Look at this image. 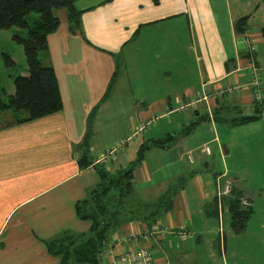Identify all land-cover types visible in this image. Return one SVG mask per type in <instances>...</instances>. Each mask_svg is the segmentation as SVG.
Returning <instances> with one entry per match:
<instances>
[{"label": "crops", "instance_id": "crops-1", "mask_svg": "<svg viewBox=\"0 0 264 264\" xmlns=\"http://www.w3.org/2000/svg\"><path fill=\"white\" fill-rule=\"evenodd\" d=\"M74 5L82 11V27L72 32L65 22L47 35L62 109L21 123L11 122L24 116L0 110V115L12 116L10 122L0 123V264H58L59 258L50 255L43 242L64 231L84 232L90 227V221L77 218L75 203L98 183L95 167L106 163H99L100 156L119 147L120 158L131 163L145 140L168 135L176 138L165 147L150 148L134 168L133 197L153 201L171 188V210L151 227L130 221L115 230L100 264L103 257L108 260L138 246L152 252L155 264H203L196 243L207 220L219 226L227 208L221 203L217 217L205 212L216 194L220 170L213 162L231 160L237 150L221 138L227 129L247 127L248 123H232L255 114L259 102L264 103V82L257 99L249 69L251 61L257 69L259 65L256 53L261 46L255 45L264 41V1L76 0ZM243 17L240 33L236 23ZM248 40L255 46L252 56L247 53ZM26 73L27 69L20 74ZM11 80L6 94L13 92ZM204 93L207 100L178 109L181 102ZM263 117L262 112L255 126L259 121L263 125ZM161 119H166V126L141 129L140 125ZM192 122L196 124L191 132L182 135ZM206 129L212 134L206 133L202 142L215 144L214 151L206 155L199 150L190 163L186 154L198 148L192 149L191 136ZM260 139L264 152V134ZM152 152L158 162L151 170ZM202 166L211 168L214 176L211 195L205 190ZM228 166L231 186H241L242 179L236 180L240 168L230 163L227 170ZM242 198L251 202L244 190ZM182 233L188 236L183 238ZM120 237L127 240L112 243ZM223 245L225 250V240Z\"/></svg>", "mask_w": 264, "mask_h": 264}, {"label": "trees", "instance_id": "trees-1", "mask_svg": "<svg viewBox=\"0 0 264 264\" xmlns=\"http://www.w3.org/2000/svg\"><path fill=\"white\" fill-rule=\"evenodd\" d=\"M76 0H0V30L19 28L27 30V37L13 35L23 50L26 62V74L13 76V92L6 94L0 87V110L11 109L24 117L17 116L11 123H21L53 114L62 109L63 103L59 91L57 77L47 53V35L57 29L59 20L53 10L63 7L68 18V27L72 32L81 28V13L74 3ZM111 0H103L104 3ZM264 1V0H263ZM157 4L159 0H152ZM39 17L28 22L30 12ZM246 17L237 21V32H244ZM43 54L48 62L40 60ZM6 63L14 65L10 56L6 55ZM261 116L259 106L255 114L237 117L232 125L248 123ZM9 123V124H11ZM196 122L183 128L180 132L187 135ZM85 136V144L86 138ZM176 136L145 140L138 148L135 159L129 167L108 171L97 165L95 171L98 183L91 188L83 199L75 203V214L81 220L90 221V227L84 232L64 231L59 236L44 240L47 252L58 257V264H100L101 254L109 236L130 221H141L148 227L153 226L173 206V192L169 188L153 201L136 200L133 197V171L142 162L145 153L152 147H165ZM80 158L79 162L83 158ZM132 196V197H130ZM243 191L231 187L229 195L221 198L230 214V227L234 233H241L253 213L250 200L243 202ZM130 198L132 200H130ZM208 215L219 214L218 198L205 205Z\"/></svg>", "mask_w": 264, "mask_h": 264}, {"label": "rangeland", "instance_id": "rangeland-1", "mask_svg": "<svg viewBox=\"0 0 264 264\" xmlns=\"http://www.w3.org/2000/svg\"><path fill=\"white\" fill-rule=\"evenodd\" d=\"M53 14L58 18L60 26H63L65 22L68 23L65 8L59 7L54 9ZM38 17L39 14L33 11L27 15L26 19L28 22H32ZM13 35H18L25 38L27 37V30L19 28L0 30V86L5 89H3L4 91H8L7 89L9 88V80L10 82H12L11 79L13 76L26 71V62L23 55L22 46L13 39ZM255 46H261L257 50L256 56L258 59L257 62L259 64L258 69L260 80L261 83H263L264 41H262L261 43H256ZM6 55L13 58V60L15 61V65H8L6 63ZM39 59H44V55L42 53L39 55ZM261 88L263 91V85L261 86ZM258 106L261 110V113H264L263 101L262 103L259 102ZM10 120H12V116L10 114L0 115V123L2 121V123H7L10 122ZM255 121L248 122L247 127H241L240 129L236 127H234V129H227L221 139L229 146H233L235 144L237 146V150L233 151V153L230 154L231 160H228L227 158L226 160H224V163L221 159H217L215 160V162H213V166L215 164V167L217 168L218 166L220 169L218 174H225L226 176V178H222V181L225 179H228L230 182L232 181L230 174L228 173L231 166H228L229 168L227 170V167H225V165L231 163L233 167L240 168V176H238L239 178H236V180L242 179L240 180L241 186H236V189L242 188L245 191V195H247L253 203V213L249 218L250 220L248 223V227H246V229L241 233H234L230 227L229 212L224 206V221L218 226L217 221H214L212 219L207 220L208 224L203 228V232L201 233V240L196 243L200 244L198 248V257L199 260L203 262V264H264V225H262L264 224V152H261L262 146L260 143V138H262L264 134V120L263 125L262 122L259 121L260 123L258 124L260 125L256 126ZM166 124V119H161L157 121V123L152 122L144 125L142 124L140 126H142L141 129L145 128V130L147 131H152L156 129L155 126L160 128L161 126H166ZM123 132L125 133V135H127L128 131L126 129V126L124 127ZM206 133L210 135L212 134L210 130L206 129L204 134L200 133L197 135V133H193V135L191 136L192 138L190 139V143L193 144V146H191L192 149L195 150V148L198 147L197 150L193 153L192 150H189L194 159L200 152L199 147L204 144L202 140L204 139ZM140 134L145 137L149 136L145 135V132H141ZM164 135L165 134H163V136ZM208 145L211 151H214L213 148L215 144L208 143ZM111 150H113V154L107 157L105 163V167H108V169L106 168L108 171L114 172L116 169L129 167L130 163L126 162V158H120L119 153L121 154V149L119 147H115ZM107 151L105 153H107ZM153 152L150 158V160H153L151 170L153 168V164H157L158 162L155 153ZM220 152L223 156L224 149L222 148V146H220ZM114 158L116 159L115 161L113 160ZM222 159H224V156L222 157ZM154 167L157 168L158 166ZM161 172L164 173V171ZM200 172L204 173L207 177V187L205 190L206 193L211 195L213 192H215V181L214 176L212 175V170L211 168L205 169L202 166ZM182 181L184 180H179V182ZM177 184H179L178 181ZM130 200L132 199L130 198ZM203 223L202 225H204ZM211 224H213L214 229L209 232L212 227ZM223 240L226 241L225 250H223ZM187 242L193 241L189 240ZM186 244L187 243L185 242V245ZM105 261L106 257H103L102 262Z\"/></svg>", "mask_w": 264, "mask_h": 264}, {"label": "built area", "instance_id": "built-area-1", "mask_svg": "<svg viewBox=\"0 0 264 264\" xmlns=\"http://www.w3.org/2000/svg\"><path fill=\"white\" fill-rule=\"evenodd\" d=\"M246 48H247V53L252 56L255 52V46L251 40L247 41ZM249 69H250V74H251L250 84L253 88H255V91H256L255 96L257 99H259L260 96H259L258 88L260 86L261 81H260L258 69L252 61L250 62ZM219 93H222V90H220ZM207 98H208V94L204 93L193 99H190L187 102H181L178 109L183 110L190 106L194 107L196 102L201 101V100H207ZM210 117L212 120V115H210ZM199 150L206 155L211 154V149L207 143H204L202 146H200ZM112 154H113V150L107 151V153L100 156L99 161L101 163L106 162L107 157ZM186 156L189 162L193 163V156L191 152H188ZM222 178L223 179L225 178V174H219L216 178V196L218 198L219 212L221 210V201H220L221 198L223 196L229 195L231 191V187H232L231 182L228 179H225L222 181ZM181 236L185 238L188 236V234L182 233ZM126 240L127 238L120 237V238H117L116 240H113L112 243L114 242L115 244L116 242H122ZM105 252L106 254L110 253L109 251H105ZM103 264H155V263L152 258V252L147 247L138 246V247L129 248L117 255L110 256V258L106 260L105 262H103ZM164 264H167V263H164Z\"/></svg>", "mask_w": 264, "mask_h": 264}]
</instances>
